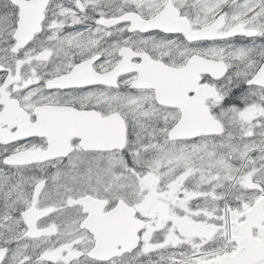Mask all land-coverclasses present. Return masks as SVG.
<instances>
[{
    "label": "snow or ice",
    "instance_id": "obj_1",
    "mask_svg": "<svg viewBox=\"0 0 264 264\" xmlns=\"http://www.w3.org/2000/svg\"><path fill=\"white\" fill-rule=\"evenodd\" d=\"M0 264H264V0H0Z\"/></svg>",
    "mask_w": 264,
    "mask_h": 264
}]
</instances>
